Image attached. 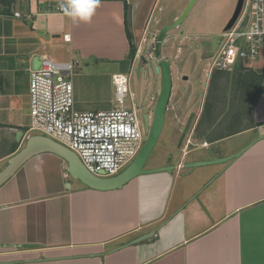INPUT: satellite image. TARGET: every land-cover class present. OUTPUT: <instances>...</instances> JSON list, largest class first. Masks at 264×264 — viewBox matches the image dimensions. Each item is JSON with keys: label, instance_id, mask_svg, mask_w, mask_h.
I'll return each mask as SVG.
<instances>
[{"label": "crops", "instance_id": "1", "mask_svg": "<svg viewBox=\"0 0 264 264\" xmlns=\"http://www.w3.org/2000/svg\"><path fill=\"white\" fill-rule=\"evenodd\" d=\"M188 1L100 0L91 22L83 24L57 12L67 0H0V172L36 135L28 112L29 71L36 58L75 62L74 108L108 111L112 76H127L143 58L146 67L141 46L149 37L147 53L158 30ZM125 5L136 46L131 64ZM172 5L174 16L167 13ZM200 39H205V0H197L165 36L160 56L150 63L153 70L160 61L169 63L172 88L161 147L145 169H175L97 191L71 179L60 157H30L0 186V264H264V76L259 70L243 73L240 64L213 72L252 75L261 88L250 103L237 83L232 101L216 90L210 114L203 115L205 94L196 104L200 87L194 81L200 83L205 72H195L199 59L191 44ZM115 66L118 72L109 68ZM228 110H235L233 119ZM237 153L224 164L183 168Z\"/></svg>", "mask_w": 264, "mask_h": 264}, {"label": "built area", "instance_id": "2", "mask_svg": "<svg viewBox=\"0 0 264 264\" xmlns=\"http://www.w3.org/2000/svg\"><path fill=\"white\" fill-rule=\"evenodd\" d=\"M57 12L64 13L60 6ZM13 16L19 18L20 14ZM218 37L217 48L206 64L209 75L237 64L246 68L259 61L264 63V0H244L235 23ZM154 45L155 42L146 53L148 60L153 56ZM75 65L73 61L57 62L43 56L38 69L29 71L30 130L73 152L92 175L113 177L134 160L143 145L140 110L133 104L132 95L127 104L126 76L115 74L110 110L77 111L71 83ZM258 70L264 75V65Z\"/></svg>", "mask_w": 264, "mask_h": 264}, {"label": "water", "instance_id": "3", "mask_svg": "<svg viewBox=\"0 0 264 264\" xmlns=\"http://www.w3.org/2000/svg\"><path fill=\"white\" fill-rule=\"evenodd\" d=\"M197 0H189L185 7L183 8L180 15L170 24L161 27L158 31L155 45H154V57L155 59L160 56L161 44L164 41L165 36L174 28H177L189 15L191 9L195 5ZM242 1L240 0V3ZM240 6V11H241ZM240 11H238L240 13ZM230 21L225 27V31L229 30L232 25L237 20L239 13ZM238 15V16H237ZM237 17V18H236ZM220 37H215L212 39L211 50L205 55L208 59L213 56L216 48L217 41ZM40 65V61L36 58L33 62V70H37ZM154 71L158 76H160V93L155 103V108L152 117L149 115L144 116V134L146 135V140L143 143L138 154L134 160L129 164V166L123 170L121 173L113 177H97L89 173L84 166L81 164L77 156L60 145L59 143L53 141L52 139L42 136L33 135L28 138L25 147L9 159L7 166L0 172V186L30 157L41 154L50 153L60 157L66 163V172L71 177V179L79 181L84 186L92 190L97 191H110L122 188L129 181L137 176L143 174H151L157 172H167L174 170V166H165L155 169H145V165L157 143V140L161 134L164 125V118L166 113V108L169 102L171 88H172V78L170 73V65L167 61H160L157 66L154 67ZM240 153H237L230 157H225L222 159H213L211 161H198L187 163L183 166L184 169H193L201 166H208L213 164H224L232 161L238 157ZM103 175V173H101ZM151 235L140 238L136 241H143L150 238Z\"/></svg>", "mask_w": 264, "mask_h": 264}, {"label": "rangeland", "instance_id": "4", "mask_svg": "<svg viewBox=\"0 0 264 264\" xmlns=\"http://www.w3.org/2000/svg\"><path fill=\"white\" fill-rule=\"evenodd\" d=\"M205 0V39H200L198 41L191 42L194 50H195V59H199V63L196 66L195 72L200 73L202 76L205 72V79L204 77L201 79V82L198 83V81H194V84L197 85L199 88V93L196 95L197 100L196 104H200L203 100V96L205 94V107L208 105H212L213 98L215 100V97H217L216 90L222 91V97L226 100L232 101L233 95L230 96V93L232 92V89L234 91L235 88L238 86L236 83H238V78H236L234 75L228 74L223 76H212V74L209 75V72L207 71L206 64L209 62V59L202 60V56L210 52L211 45H212V39L216 36V31L219 27L224 26L226 23H229L232 21V19L236 16L237 12L240 11V6L243 5L244 0ZM242 8V7H241ZM174 7L173 5L167 9V13L170 11H173ZM178 10V9H177ZM179 11V10H178ZM239 13V12H238ZM177 14V11H173V16ZM240 14V13H239ZM238 16V15H237ZM237 18V17H236ZM156 28V26H155ZM159 31V30H158ZM155 32V29L154 31ZM221 32V31H220ZM223 33V32H222ZM222 33H220L218 36H220ZM148 41L144 43L141 46L142 49V56L146 55V47ZM188 47V46H187ZM191 49V53H192ZM141 56V57H142ZM154 57V53L153 56ZM144 59V58H143ZM140 60H137L136 63L133 65L130 73L127 74L126 78L128 79V96H127V104L129 105V97L132 95L133 97V104L135 106L141 107V111L139 113L140 121L142 122V113L148 114L152 117L155 103L158 98V95L160 93V76L156 74V72L151 68V64L156 63L155 57L149 62L147 58H145L144 62H147V66L145 67ZM264 63L262 61L256 62L251 64L250 66H247L246 68L242 67L241 70L243 73H246V70H252L253 72H257L258 69L263 68ZM76 67V66H75ZM111 69H114L115 72L119 71V67H109ZM121 68V67H120ZM77 69V67H76ZM205 70V71H204ZM231 73V72H228ZM178 74L174 71L173 79L175 81V85L179 84ZM255 81L254 77L252 75H247L243 81L239 82L240 84V90H241V97L246 100V103H250V98L255 95V92L258 91L261 86L260 84L256 85L253 84ZM235 92V91H234ZM237 92V91H236ZM235 92V93H236ZM152 98V101L149 102V99ZM211 98V99H210ZM150 103L149 107H146L147 103ZM233 104L232 106H229L231 109L233 107H237V105ZM235 110H231V112L228 110L226 115L227 118L233 119L235 117V114H233ZM198 113V110H197ZM165 124V123H164ZM166 126V125H165ZM164 128L161 131V134H163ZM33 134L36 135H42L39 132L34 131ZM43 136V135H42ZM146 140V135L144 134L143 137V143ZM157 147V148H156ZM161 147L160 141L158 140L150 157H154L156 153H158L159 148ZM130 164V163H129ZM125 166L119 173H121L123 170H125L128 166Z\"/></svg>", "mask_w": 264, "mask_h": 264}, {"label": "clouds", "instance_id": "5", "mask_svg": "<svg viewBox=\"0 0 264 264\" xmlns=\"http://www.w3.org/2000/svg\"><path fill=\"white\" fill-rule=\"evenodd\" d=\"M99 5L100 0H67L60 7L74 23L88 24Z\"/></svg>", "mask_w": 264, "mask_h": 264}, {"label": "trees", "instance_id": "6", "mask_svg": "<svg viewBox=\"0 0 264 264\" xmlns=\"http://www.w3.org/2000/svg\"><path fill=\"white\" fill-rule=\"evenodd\" d=\"M125 32H126L127 39L129 41V53H128V56H127V61L131 64V62L133 61L134 56L136 54V46L134 44L133 37H132V34H131L130 9H129V7L127 5H125ZM237 65H239V64H237ZM214 72H216V71H214ZM237 78H238L237 79L238 80L237 85L240 86L239 82L243 81L244 77L239 76ZM210 109H211V104L208 105L207 107H204L203 115H205V112L210 114L209 113Z\"/></svg>", "mask_w": 264, "mask_h": 264}, {"label": "flooded vegetation", "instance_id": "7", "mask_svg": "<svg viewBox=\"0 0 264 264\" xmlns=\"http://www.w3.org/2000/svg\"><path fill=\"white\" fill-rule=\"evenodd\" d=\"M209 53V52H208ZM139 108V110L141 111V107H138ZM140 113V112H139ZM145 115H148V114H144V113H142V122L140 121V124H141V127H142V129H143V131H144V116ZM149 117L151 118V116L149 115Z\"/></svg>", "mask_w": 264, "mask_h": 264}]
</instances>
